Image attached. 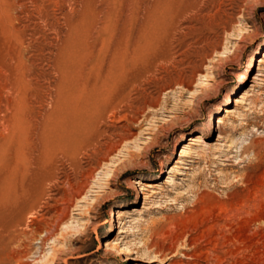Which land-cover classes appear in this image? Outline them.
Segmentation results:
<instances>
[{
  "label": "rangeland",
  "instance_id": "obj_1",
  "mask_svg": "<svg viewBox=\"0 0 264 264\" xmlns=\"http://www.w3.org/2000/svg\"><path fill=\"white\" fill-rule=\"evenodd\" d=\"M0 209V264H264V0H0Z\"/></svg>",
  "mask_w": 264,
  "mask_h": 264
},
{
  "label": "bare ground",
  "instance_id": "obj_2",
  "mask_svg": "<svg viewBox=\"0 0 264 264\" xmlns=\"http://www.w3.org/2000/svg\"><path fill=\"white\" fill-rule=\"evenodd\" d=\"M140 19V18H139ZM94 29V28H93ZM121 31V30H120ZM94 32V31H93ZM135 34V33H134ZM89 40H91V39H89ZM88 40V41H89ZM91 42V41H90ZM93 50V49H92ZM94 53V52H93ZM109 54V53H108ZM121 55V54H120ZM122 56V55H121ZM121 59V58H120ZM88 61V60H87ZM117 63V62H116ZM104 74V73H103ZM105 74H107L108 75V73H105ZM83 75V74H82ZM103 76H105V75H103ZM108 77V76H107ZM260 80H262V79H260ZM86 91V90H85ZM83 92H84V89H83ZM85 93V92H84ZM88 95H90V94H88ZM87 94H86V96H88ZM88 98V97H87ZM89 99V98H88ZM87 99V100H88ZM86 100V99H85ZM88 102H90V101H88ZM93 103H95V102H93ZM92 103V100H91V104L92 105H90V106H94V104ZM86 107V106H85ZM89 106H87L86 108H88ZM85 108V109H86ZM90 108H93V107H90ZM215 110H217V106L215 107ZM69 111H70V109H69ZM71 115V114H70ZM34 116V115H33ZM37 116V115H36ZM210 117H211V115H210ZM40 119V118H39ZM119 119V118H118ZM210 119V118H209ZM37 121V120H36ZM118 121V120H117ZM35 123V122H34ZM71 123V122H70ZM72 124V123H71ZM70 125V124H69ZM10 126V125H9ZM37 126V125H36ZM65 126V125H64ZM68 126V125H67ZM67 126H66V128H67ZM72 126V125H71ZM70 126V127H71ZM17 127V126H16ZM69 127V126H68ZM37 129V128H36ZM64 129H65V127H64ZM68 129V128H67ZM208 129L210 130L211 129V122L208 120ZM71 131H72V129H71ZM34 132V131H33ZM68 133H70V131H67ZM35 133V132H34ZM68 136V135H67ZM71 135H69V137H70ZM181 138L182 139H184V141L181 143V148H180V150H179V157H185L186 155H187V153H188V151L190 150V148H191V146L192 145H195V143L197 142V139L199 140V139H201V136H199L198 134H186V135H181ZM150 139V138H149ZM97 141V140H96ZM100 143V142H99ZM112 146V145H111ZM31 147V146H30ZM91 148V147H90ZM108 148V147H107ZM111 149V148H110ZM102 150V149H101ZM114 151H115V149H114ZM104 152V151H103ZM107 154V153H106ZM108 157V156H107ZM223 157V156H222ZM258 158V157H257ZM30 159V158H29ZM228 159V158H227ZM235 159V158H234ZM35 160V159H34ZM175 162H174V164L171 166V169H175V168H177L176 166H177V164H182L183 162H182V160H174ZM12 166V165H11ZM182 168V167H181ZM33 170V169H32ZM159 173L160 172H158V173H156V175H155V178L154 179H151L150 181L152 182V183H154V182H156V180H159L160 178H159ZM86 176V175H85ZM167 179H169L170 177L169 176H167L166 177ZM248 178V177H247ZM83 180V179H82ZM87 180V179H86ZM254 180V179H253ZM247 181V180H246ZM80 182V181H79ZM138 182H135V184H137ZM251 183V182H250ZM253 183V182H252ZM144 186H146V187H153V186H157V184L155 185V184H146V185H144ZM134 190H136V193H137V195H139V194H141L142 196L140 197V199H142V200H144L145 198H147V193H151V192H149V190L148 189H141L140 187H134ZM252 190V189H251ZM144 191V192H143ZM232 194H233V192H232ZM239 196H241V195H239ZM234 197V196H233ZM2 199H4L3 197H2ZM11 200H12V198H11ZM32 200V199H31ZM236 200V199H235ZM244 200V199H243ZM242 200V201H243ZM255 200V199H254ZM240 201V200H239ZM241 201V202H242ZM248 201V200H247ZM137 202V199H134L133 201H132V203H136ZM219 202V201H218ZM46 203V202H45ZM56 203V202H55ZM217 203V202H216ZM233 203V202H232ZM235 203V202H234ZM244 203V202H243ZM235 204H237V203H235ZM249 204V203H248ZM46 205V204H45ZM52 205V204H51ZM222 205V204H221ZM225 205V204H224ZM224 205H222V207L224 206ZM246 205H247V203H246ZM37 206V205H36ZM62 206V205H61ZM227 206V205H226ZM226 206H224V208L226 207ZM228 207V206H227ZM231 207V206H230ZM241 207V206H240ZM238 208V209H242V208ZM44 208V207H43ZM58 208H60V206L58 207ZM249 208V207H248ZM223 209V208H222ZM245 209V208H244ZM243 209V210H244ZM56 210H58V209H56ZM55 210V211H56ZM60 210V209H59ZM224 210H226V209H224ZM228 210V209H227ZM243 210H241V211H243ZM0 211H1V209H0ZM3 211V210H2ZM230 211H232V210H230ZM229 211V212H230ZM245 211V210H244ZM58 212V211H57ZM228 212V213H229ZM240 213V212H239ZM248 214V213H247ZM28 215V214H27ZM60 215V214H59ZM250 215V214H249ZM176 216V215H175ZM44 217V216H43ZM244 217V216H243ZM246 217V216H245ZM21 218V217H20ZM45 218V217H44ZM55 218V217H54ZM120 218V215L118 214V212H116L113 216H112V218H111V220H110V223H111V226H113V224L115 223V221H116V219L118 220ZM178 218V217H177ZM24 219V218H23ZM26 219V218H25ZM33 219V218H32ZM50 219V218H49ZM226 220V219H225ZM244 220H246V219H244ZM28 221V220H27ZM58 221V220H57ZM128 221V220H127ZM17 222V221H16ZM30 222V221H29ZM227 222V221H226ZM246 222H247V220H246ZM6 223V222H5ZM168 223V222H167ZM237 223V222H236ZM32 224V223H31ZM184 224V223H183ZM217 224V223H216ZM223 224V223H222ZM29 225V224H28ZM48 225V224H47ZM218 225H220V224H218ZM218 225H216V226H218ZM225 225V224H224ZM223 225V226H224ZM257 225V224H256ZM24 226V225H23ZM31 227V226H30ZM32 228V227H31ZM41 228V227H40ZM236 228V227H235ZM247 229V228H246ZM254 229V228H253ZM252 229V230H253ZM32 230V229H31ZM237 230V229H236ZM255 230V229H254ZM260 230V229H259ZM257 231V230H256ZM48 232V231H47ZM126 231L123 229V227H121V228H119V231L117 232V234L119 235V234H121V233H125ZM246 233V232H245ZM28 234H29V232H28ZM32 234V233H31ZM32 235H34V234H32ZM43 235V234H42ZM223 236V235H222ZM218 237V236H217ZM116 239H118V238H116ZM120 239V238H119ZM179 240V239H178ZM49 242V241H48ZM176 243V242H175ZM103 246H105V248H114L113 247V245L112 244H110V243H106L105 241L103 242ZM152 248H155L154 250L152 249V250H149V251H146V252H144V253H146V255H147V258L149 259V260H147V262L146 263H149V264H151V263H154V262H156V261H158L159 259H161V257H163V256H160L161 255V253L163 252V251H173V252H175L176 253V250H175V246L174 245H170V246H168L166 249H163V248H159L158 247V245H156V244H152V245H150ZM200 246V245H199ZM43 247V246H42ZM146 247V246H145ZM149 247V246H148ZM115 249V253H116V255L117 256H121V255H123V254H126V253H129V254H133V253H136V252H133L131 249L130 250H126L127 248H125V250H124V248H114ZM145 249V248H144ZM204 250V249H203ZM223 250V249H222ZM253 250V249H252ZM36 251V250H35ZM140 253V252H139ZM164 253H166V252H164ZM172 253V252H171ZM207 253V252H206ZM185 255H186V253H184ZM171 255H173V253L171 254ZM237 255V254H236ZM187 256V255H186ZM184 257V256H183ZM126 259V258H125ZM128 259H134V257H128ZM124 260V259H123ZM162 260V259H161ZM172 261V260H171ZM176 262V261H175ZM159 263H160V261H159ZM165 263V262H164ZM191 263H192V261H191ZM217 263V262H216ZM101 264H106V262H101Z\"/></svg>",
  "mask_w": 264,
  "mask_h": 264
}]
</instances>
